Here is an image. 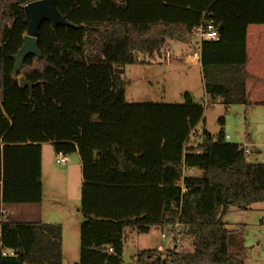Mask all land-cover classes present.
<instances>
[{
  "label": "trees",
  "instance_id": "16d2710c",
  "mask_svg": "<svg viewBox=\"0 0 264 264\" xmlns=\"http://www.w3.org/2000/svg\"><path fill=\"white\" fill-rule=\"evenodd\" d=\"M35 1L0 0L1 204L41 203V145L50 143L80 162L78 264H125L126 231L175 226L190 251L179 241L130 264H243L231 239L241 229L222 221L231 209L264 203V164L247 163L222 130L211 136L196 127L215 104L264 106V65L261 75L251 70L252 43L264 37V0H55L68 26L42 22L39 58L26 57L14 75L24 6ZM206 18L221 27L217 41L199 48L207 100L186 94L182 104L125 103L122 69L188 40ZM0 264H61V227L13 222L0 210Z\"/></svg>",
  "mask_w": 264,
  "mask_h": 264
},
{
  "label": "rangeland",
  "instance_id": "374dc122",
  "mask_svg": "<svg viewBox=\"0 0 264 264\" xmlns=\"http://www.w3.org/2000/svg\"><path fill=\"white\" fill-rule=\"evenodd\" d=\"M176 49H183L182 53ZM170 50L174 51L172 58L179 60L166 62L163 50L154 55L153 59L139 56V63L126 65L122 69L125 103L182 104L186 94L195 103L205 101L200 67L184 62L187 46L182 42H174L170 44ZM162 55L165 63L160 62ZM221 118L223 126L218 123ZM196 130L199 134L205 130L211 136L222 130L228 143L246 148L247 163L264 164V106L245 108L239 105H212L205 108L203 120ZM254 149L260 153H255ZM65 160L66 164L56 165L52 145H41L42 200L39 206L32 208L36 209L42 224L61 227V264H78L79 226L83 222L79 212L81 169L76 153L65 155ZM2 207L0 202V210ZM222 222L230 231L241 229V234H236L235 238L231 236V239L243 251L240 257L243 264H264V203L253 204L247 211L231 209ZM169 229L180 237L182 251H190V243L182 233V227H170L162 232L168 234ZM171 248L167 240H162L159 227L151 228L147 234L128 230L124 236L122 260L130 264L142 251L165 252Z\"/></svg>",
  "mask_w": 264,
  "mask_h": 264
},
{
  "label": "water",
  "instance_id": "95a60500",
  "mask_svg": "<svg viewBox=\"0 0 264 264\" xmlns=\"http://www.w3.org/2000/svg\"><path fill=\"white\" fill-rule=\"evenodd\" d=\"M24 24L26 25V33L23 38V45L13 58L15 61L14 75L18 72L23 60L28 56H36L39 58L37 49L38 29L42 22L48 21L52 27L57 25L68 26L66 20L59 15L55 8V0H39L24 6ZM221 32V27H219ZM18 84L20 89H28L30 92L33 88L32 84L27 83L24 78H19Z\"/></svg>",
  "mask_w": 264,
  "mask_h": 264
},
{
  "label": "crops",
  "instance_id": "0c3cea01",
  "mask_svg": "<svg viewBox=\"0 0 264 264\" xmlns=\"http://www.w3.org/2000/svg\"><path fill=\"white\" fill-rule=\"evenodd\" d=\"M259 36V35H257ZM261 36V35H260ZM260 38L264 37L261 36ZM261 39H257V37L254 39L253 43H252V52L251 54L253 55L252 59H253V63L255 62L256 64H253L251 66V70L254 71L253 74H257V75H261L260 73V68L259 65H264V42ZM174 43V42H168L166 44V46L164 47V52L166 53V62H175L179 59H173L171 54H174V51L170 50V44ZM179 43V42H176ZM182 43H184L187 48H188V52L186 54V56H184L185 59V63L187 65H198V67H200L199 64V48L200 45L191 43L188 40L183 41ZM160 53H162V51ZM178 51V53H182L183 49H176ZM182 56V54H181ZM158 57V56H157ZM162 58L160 59V62L165 63L164 61V55L161 56ZM151 59H153L151 57ZM259 69V70H258ZM257 70V71H256ZM206 97V96H205ZM206 101V99H205ZM197 133V130H196ZM194 141V139H192V142ZM242 148H244L246 150V148L243 146ZM247 151V150H246ZM255 153H260L259 150L254 149ZM248 154V151H247ZM41 172H42V163H41ZM192 173V172H191ZM0 193H1V189H0ZM41 204V203H40ZM38 205H16V206H3L1 209L2 214L4 215V218H7L10 221L13 222H23V223H41L40 218H39V214L36 213V209H33V206H39ZM19 219V220H18Z\"/></svg>",
  "mask_w": 264,
  "mask_h": 264
},
{
  "label": "built area",
  "instance_id": "2783aa9c",
  "mask_svg": "<svg viewBox=\"0 0 264 264\" xmlns=\"http://www.w3.org/2000/svg\"><path fill=\"white\" fill-rule=\"evenodd\" d=\"M219 28L211 19H203L202 22L194 27L191 31V36L189 41L191 43L200 45L202 42H214L219 38ZM194 135V134H193ZM244 149V148H243ZM244 155L247 156V151L244 149ZM55 164L64 165L66 164L65 155L61 152L55 153ZM187 174H192L191 172H186ZM176 233L172 230L168 231V234L161 233L162 240H167L172 246L179 245V238L175 237ZM6 253L3 252L2 256H5ZM9 255H12L10 252Z\"/></svg>",
  "mask_w": 264,
  "mask_h": 264
}]
</instances>
